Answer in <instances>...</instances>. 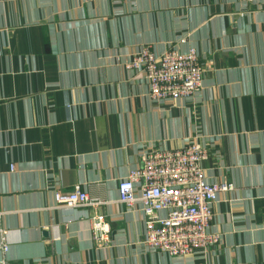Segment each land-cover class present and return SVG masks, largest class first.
<instances>
[{
  "label": "crops",
  "instance_id": "crops-1",
  "mask_svg": "<svg viewBox=\"0 0 264 264\" xmlns=\"http://www.w3.org/2000/svg\"><path fill=\"white\" fill-rule=\"evenodd\" d=\"M144 46L194 48L201 88L150 100L142 71L122 65ZM189 142L207 152L205 180L233 189L211 206L218 242L169 256L140 243L144 216L118 201L117 183L145 153ZM76 186L100 203L55 205ZM0 264H264V7L0 0Z\"/></svg>",
  "mask_w": 264,
  "mask_h": 264
},
{
  "label": "built area",
  "instance_id": "built-area-1",
  "mask_svg": "<svg viewBox=\"0 0 264 264\" xmlns=\"http://www.w3.org/2000/svg\"><path fill=\"white\" fill-rule=\"evenodd\" d=\"M236 1L264 7V0ZM122 65L142 71L148 97L154 102L189 97L202 86L203 70L194 48L185 52L169 48L156 56L144 46L123 56ZM206 157V150L196 142L175 150L150 151L143 155L139 167L118 180V201L128 209L139 204L144 216L140 239L144 246L169 256H183L206 252L218 242V234L207 230L213 216L211 206L219 192L232 190L233 186L205 180L201 162ZM53 197L56 206L100 203L78 186L70 192L55 191ZM91 234L96 245L110 244L109 226L102 215L92 217ZM6 247L2 242V249Z\"/></svg>",
  "mask_w": 264,
  "mask_h": 264
}]
</instances>
